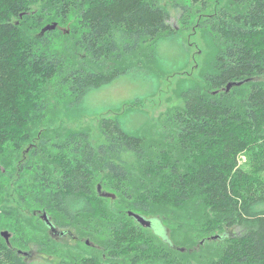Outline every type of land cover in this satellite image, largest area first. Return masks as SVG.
<instances>
[{
	"label": "rangeland",
	"instance_id": "rangeland-1",
	"mask_svg": "<svg viewBox=\"0 0 264 264\" xmlns=\"http://www.w3.org/2000/svg\"><path fill=\"white\" fill-rule=\"evenodd\" d=\"M153 3L170 14L177 34L173 41L126 42L116 31L104 43V52L85 39L88 31L77 0H30L24 15L14 18L22 31V50L32 61L42 62L43 72L53 73L51 77L30 73L29 88L20 101L27 123L0 151V243L15 252L30 251L31 256H22L26 263L81 264L94 257L105 264H258L230 260L227 253L236 244L237 231L214 222L201 191L184 200L176 197L172 186L176 176L194 175L205 161L206 140L183 135L182 88L198 84L205 94L228 100L235 115H243L252 87L264 85V75H254L240 86L218 92L208 81L218 72V57L228 60L245 31H253V23L245 26V20L262 15V10H253L258 7L254 0ZM263 23L264 17L258 25ZM53 24L54 30L42 33ZM135 65L154 72L149 85L124 77L94 97L95 107L103 111L79 116L68 108L73 75ZM138 95L143 98L140 103L128 101ZM104 118H121L143 140L140 150L111 140L101 128ZM231 124L241 132L240 121ZM247 158L245 154L238 158L246 173L252 168ZM80 161L92 176L90 200L95 213L70 222L48 211L46 202L69 163ZM99 185L115 198L100 196ZM129 211L158 220L157 234L140 226ZM45 212L58 232L67 235L51 232L42 219ZM162 226L185 251L163 242ZM2 232L10 234L9 243ZM215 235L226 239L212 240Z\"/></svg>",
	"mask_w": 264,
	"mask_h": 264
},
{
	"label": "trees",
	"instance_id": "trees-1",
	"mask_svg": "<svg viewBox=\"0 0 264 264\" xmlns=\"http://www.w3.org/2000/svg\"><path fill=\"white\" fill-rule=\"evenodd\" d=\"M28 1L0 0V151L27 123L20 101L29 88L30 73L53 76L52 72H43L42 62L32 61L30 54L22 50L23 35L14 18L24 15ZM77 1L82 7L80 20L88 31L85 39L100 52H104V43L116 31L126 42L138 43L142 38H150L156 45L160 41L172 42L177 35L170 24V14L153 0ZM254 2L258 7L253 10L261 9L262 15L253 14L250 20H245V26L253 23V31H245L243 39L228 53V60L222 55L218 57V72L208 79L218 92L225 91L231 82H246L254 75H264V23L258 25L264 17V0ZM154 75L151 69L142 65L116 68L109 73H77L70 79L73 99L68 108L79 116L99 113L103 110L95 107L94 97L103 89L124 77H133L149 85ZM180 97L185 102L180 121L183 135L189 139L206 140V150L203 152L205 161L196 167L194 175L173 179L176 197L185 200L191 192L201 191L214 222L234 228L238 233L236 244L227 253L230 260L250 259L264 264V85L252 87L243 115H235L228 100L205 94L195 83L183 87ZM142 99L138 95L128 101L140 103ZM234 115L237 117L235 121ZM238 121L242 124L239 125L241 132L232 128L231 122ZM101 128L111 140L128 150L137 152L143 144V140L130 131L121 118H104ZM242 154L247 155L251 163L250 173L238 166ZM91 184L92 176L85 164L70 162L57 190L46 202L47 210L61 214L70 222L95 213L90 200ZM125 237L124 233L120 234L121 239ZM163 242L172 249L180 248L171 237ZM22 256L0 243V264H32L24 262ZM81 264L105 263L88 257Z\"/></svg>",
	"mask_w": 264,
	"mask_h": 264
},
{
	"label": "water",
	"instance_id": "water-1",
	"mask_svg": "<svg viewBox=\"0 0 264 264\" xmlns=\"http://www.w3.org/2000/svg\"><path fill=\"white\" fill-rule=\"evenodd\" d=\"M56 28V24H53V25H48V26H46L44 29H43V31H42V33H44V32H46V31H48V30H54ZM243 84V82H231V83H229L228 85H227V87L225 88V91H229L232 87H234V86H240V85H242ZM97 190H98V194L100 195V196H102V197H105V198H115V195L114 194H112V193H109V192H106V191H104L103 189H102V186L101 185H99L98 187H97ZM128 215L130 216V217H132V218H134L135 219V221L140 225V226H142V227H144V228H147V229H153L154 230V228H155V226H156V224L159 222L158 220H155V219H148L147 217H145L144 215H141V214H139V213H136V212H132V211H129L128 212ZM42 219H43V221H44V223L48 226V228L51 230V232L53 233V234H65V232H58V230L56 229V227H55V225L52 223V221H51V219H50V217H49V215L47 214V213H44L43 215H42ZM157 222V223H156ZM160 223V222H159ZM162 230H163V232H164V236L163 237H161L164 241H169V238H168V235H167V231H166V229L162 226ZM154 232H156L155 230H154ZM156 234H157V232H156ZM1 235L3 236V237H5L6 238V240H7V242L9 243V236H10V234L8 233V232H2L1 233ZM160 236V235H159ZM224 238H226V235H215V236H213L211 239L212 240H217V239H224ZM202 243H204V241L202 242ZM179 250H181V251H184V249H180L179 248ZM18 253L20 254V255H24V256H31L32 255V253L30 252V251H23V250H18Z\"/></svg>",
	"mask_w": 264,
	"mask_h": 264
},
{
	"label": "flooded vegetation",
	"instance_id": "flooded-vegetation-1",
	"mask_svg": "<svg viewBox=\"0 0 264 264\" xmlns=\"http://www.w3.org/2000/svg\"><path fill=\"white\" fill-rule=\"evenodd\" d=\"M65 234H66V233H65ZM65 234H58V236H62V237H63ZM66 235H67V234H66Z\"/></svg>",
	"mask_w": 264,
	"mask_h": 264
}]
</instances>
